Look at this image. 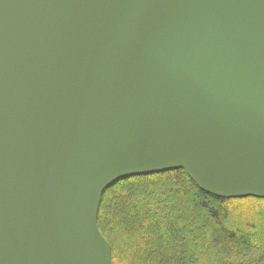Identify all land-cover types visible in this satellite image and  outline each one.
<instances>
[{
  "label": "water",
  "instance_id": "1",
  "mask_svg": "<svg viewBox=\"0 0 264 264\" xmlns=\"http://www.w3.org/2000/svg\"><path fill=\"white\" fill-rule=\"evenodd\" d=\"M175 169L264 199V0H0V264H112L103 192Z\"/></svg>",
  "mask_w": 264,
  "mask_h": 264
},
{
  "label": "trees",
  "instance_id": "2",
  "mask_svg": "<svg viewBox=\"0 0 264 264\" xmlns=\"http://www.w3.org/2000/svg\"><path fill=\"white\" fill-rule=\"evenodd\" d=\"M97 224L112 264H264V199L213 196L182 169L116 181Z\"/></svg>",
  "mask_w": 264,
  "mask_h": 264
},
{
  "label": "rangeland",
  "instance_id": "3",
  "mask_svg": "<svg viewBox=\"0 0 264 264\" xmlns=\"http://www.w3.org/2000/svg\"><path fill=\"white\" fill-rule=\"evenodd\" d=\"M246 206V205H245ZM244 206V207H245ZM249 207V206H248ZM243 210V209H242ZM243 213V211L241 212L240 210L237 212V211H235V212H232V214H234L232 217H233V220H236V219H238L239 217H240V215ZM235 218V219H234Z\"/></svg>",
  "mask_w": 264,
  "mask_h": 264
}]
</instances>
